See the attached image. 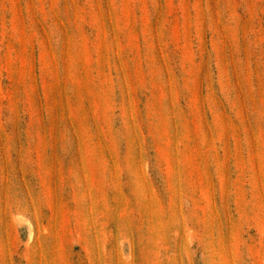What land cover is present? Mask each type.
Returning a JSON list of instances; mask_svg holds the SVG:
<instances>
[{
  "label": "rangeland",
  "instance_id": "obj_1",
  "mask_svg": "<svg viewBox=\"0 0 264 264\" xmlns=\"http://www.w3.org/2000/svg\"><path fill=\"white\" fill-rule=\"evenodd\" d=\"M0 264H264V0H0Z\"/></svg>",
  "mask_w": 264,
  "mask_h": 264
}]
</instances>
